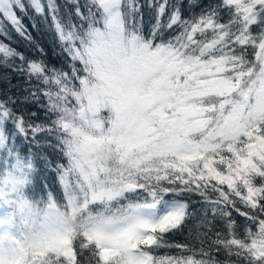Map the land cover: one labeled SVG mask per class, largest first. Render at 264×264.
<instances>
[{"label":"snow or ice","instance_id":"1","mask_svg":"<svg viewBox=\"0 0 264 264\" xmlns=\"http://www.w3.org/2000/svg\"><path fill=\"white\" fill-rule=\"evenodd\" d=\"M66 3L0 0V68L25 81L0 99V264H264V0H146L148 33L141 0ZM28 9L60 67L5 42L7 22L32 43ZM46 148L62 196L35 199Z\"/></svg>","mask_w":264,"mask_h":264},{"label":"trees","instance_id":"2","mask_svg":"<svg viewBox=\"0 0 264 264\" xmlns=\"http://www.w3.org/2000/svg\"><path fill=\"white\" fill-rule=\"evenodd\" d=\"M178 2L182 3V14L185 18L191 17L193 15L199 14L202 9L206 8L209 4H216L219 3V0H178ZM190 2L192 3L193 6H189ZM57 3L60 5L61 12L64 13L66 10L70 9L71 7L66 5V3L63 2V0H57ZM141 3H145V7L143 9V18H144V31L145 33H148L151 24L155 23V14L152 10L148 9L146 6V0H142ZM18 15H20L22 22L27 26L28 32H30L32 36V43L30 44L28 41L22 39L17 33H15L12 28L9 27L8 24H6V28L8 31L11 32V39L6 40V43H10L11 46L17 51L25 54L29 59H34V58H43L46 59V61L50 65H55L56 67H60L63 64L64 57L60 53L59 45L55 41L54 33L50 30L49 25L45 24L42 22V18L37 16L31 9H28L27 14H20L18 12ZM225 19L227 18L226 16L224 17ZM33 23H35L37 26L33 27ZM0 39H3V37H0ZM37 45L41 48L44 49V55L41 57L40 52L37 50ZM253 58L252 51L249 50V59ZM7 75L8 78L11 80V84L13 86L19 85V90H17L16 87H12L10 93L8 86L5 82H3L4 76ZM24 77L19 76L16 73L12 72L10 69H4L0 68V99L6 98L7 94H11L13 96H22L23 95V88H24ZM16 110L22 111V110H27V111H32L34 110L33 105H20L17 104ZM47 149V148H46ZM44 149V150H46ZM44 152L39 153V155L36 157V168L40 170L41 167V157L44 156ZM37 173V172H36ZM34 174V177L36 175ZM40 175L43 176L44 174ZM33 177V178H34ZM48 180L49 183V191H52L56 196L59 194L57 193L59 190L57 187V183L55 179H49L47 175L45 177ZM37 179V176L35 180ZM33 180V181H35ZM41 193V190H39ZM59 197V196H58ZM194 200H199V197H194ZM191 203V201H190ZM193 208L199 210L200 205L199 204H193ZM211 215V213H209ZM236 219L238 221H243V218L236 216ZM193 224L192 221H189V227H191ZM218 228L219 229V221H217ZM169 240L177 242V243H188V244H193L194 240L189 238V230L188 228H185L182 233H178L176 235H170ZM196 247H199V244H196ZM165 251L170 252V254H177L178 250L177 249H161L160 252L161 254ZM213 255L217 256L220 260L225 259L224 255L222 252L216 253L213 252ZM234 259V257H233Z\"/></svg>","mask_w":264,"mask_h":264},{"label":"rangeland","instance_id":"3","mask_svg":"<svg viewBox=\"0 0 264 264\" xmlns=\"http://www.w3.org/2000/svg\"><path fill=\"white\" fill-rule=\"evenodd\" d=\"M26 2V0H25ZM64 3H66V0H63ZM142 2V0H141ZM66 5L70 6L69 4L66 3ZM7 24V22H5V25ZM9 25V24H8ZM9 27L11 28V25H9ZM7 29H9L7 27ZM44 152V159H47L48 161L51 162V164L53 166H55L56 163H64L65 161L63 160L62 157H60L58 155V153L56 151H54L53 149H46V150H42L40 153ZM44 159H41V167L40 170H38L37 168V173L35 175V177L33 178V180H35L36 176L37 179L35 181H33V185L30 188V194L33 196V198L35 199H40L41 197H46L47 192L49 191V183L48 180L45 177V175H47L49 177V179H55L56 183H57V187L58 188V196H62V190L58 184L57 181V176L56 173L54 171H52L51 169H48L45 167V163H44ZM40 171L41 174H44L43 176L40 175ZM39 190H41V193L39 192Z\"/></svg>","mask_w":264,"mask_h":264}]
</instances>
